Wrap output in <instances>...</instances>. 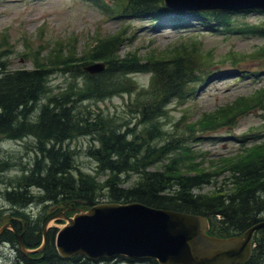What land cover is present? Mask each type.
Returning <instances> with one entry per match:
<instances>
[{
	"label": "trees",
	"instance_id": "1",
	"mask_svg": "<svg viewBox=\"0 0 264 264\" xmlns=\"http://www.w3.org/2000/svg\"><path fill=\"white\" fill-rule=\"evenodd\" d=\"M162 1L112 0V6L106 8L105 13L117 18L143 17L154 22L170 14ZM173 15L177 17L176 21L181 16L179 13ZM173 15L169 16L171 21ZM202 17L206 23L213 22L212 29L223 28L239 35L252 34L264 38L263 25H235L230 15L222 13L202 14ZM126 30L127 26L117 35L98 38L80 57L70 49L62 51L61 46L51 52V58L47 60L53 68L62 67L71 72L70 77L80 79L78 84L69 83L57 93L50 88L48 80L53 68H46L44 62L32 57L35 62L32 70L10 71L3 60L9 50H0V137L13 140L32 138L36 156L28 175L17 179L20 182L18 189L7 192L6 196L15 202L16 209L31 202L29 191L32 187L43 192L46 201L66 207L68 211L78 205L91 208L104 197L109 203L136 202L154 209L205 217L209 223L208 235L217 238L242 235L264 221V140L250 148H240L239 153L231 157L217 160L211 174L205 172L201 164L193 162L195 159L190 160L191 146L181 145V137H175L178 133L165 138V144L159 148L152 145L154 140L164 139L165 133L158 120L165 116L166 104L171 99L181 100L192 95L196 89L193 85L200 81L199 75L205 74L214 64L211 51L206 53L200 49L201 43L192 36L170 46L166 52H153L145 58H140L136 51L121 55L119 46ZM2 40L8 42L5 36ZM93 63L103 64L104 70L96 74L85 72L86 65ZM134 73L152 74L149 88L143 92L145 96H141L142 89L137 90L135 82L128 79V75ZM122 94L133 96V103L127 107L137 112L144 124L137 135L131 133L132 138L127 135L131 130L120 132L123 118L106 115L99 108L98 111L93 108L107 97ZM258 99H241L242 106L232 105L204 115L198 123L185 128L192 132L215 130L232 120L236 113L242 114L252 108ZM88 101L93 104L85 105ZM79 135L91 136V141L97 143L86 150L97 164L93 176L74 165L72 157L63 148L65 143ZM252 135V141L260 138ZM190 137L196 139L195 134ZM171 153L176 157L172 159ZM162 161L165 164L159 169L150 170ZM189 171L193 172L192 176H186ZM219 173L229 174L227 179L231 188L228 191L224 192L220 186L218 192L194 193V189L203 184L211 185ZM101 175L105 178L100 182ZM124 175H136V179L126 187L121 180ZM216 184L217 181L213 185ZM102 190L106 191L104 195L100 194ZM21 212L24 227H19L13 220L10 222L21 235L25 248L35 250L42 244L41 225L38 222L34 225L30 220L32 217L24 210ZM56 233L54 228L48 231L43 252L35 253L40 258L38 263H34L37 260L34 256L20 252L12 230L6 229L0 241L14 244L12 247L21 259L20 264L94 263L79 255L61 258L55 247ZM253 241L255 248L250 259L241 264H264V228L254 233ZM117 260L131 262L123 257ZM148 262L157 264L153 260Z\"/></svg>",
	"mask_w": 264,
	"mask_h": 264
},
{
	"label": "rangeland",
	"instance_id": "2",
	"mask_svg": "<svg viewBox=\"0 0 264 264\" xmlns=\"http://www.w3.org/2000/svg\"><path fill=\"white\" fill-rule=\"evenodd\" d=\"M103 1L108 2L109 0ZM237 19L247 24L262 23L264 22V15L255 12L241 13L237 15ZM196 22L195 17L187 14L185 16L186 27L176 29L170 27L173 23L165 24V21L153 25L148 20L120 21L117 18L111 19L103 14L99 5L82 0H0V50H9L3 60H5V64L10 71L32 70L35 64L32 57H37L38 61L46 64V68L52 69L53 66L47 58H51L49 54L55 50L53 48L57 43L60 44L62 51L70 49L76 52L77 57H80L86 51V44L95 43V40L98 39H95L96 36L111 37L117 35L120 29L129 24L130 28L125 35L127 34L130 40L123 38L121 41L119 46L121 55L136 51L140 58H145L153 52H166L170 46L180 44L182 40L191 35L196 37L197 43H201L200 46L204 48L206 53L213 52L212 58L219 60L220 56H227L228 52L234 53V60L239 59L237 65L233 67L228 61L225 65L218 64L216 67H210V73L206 75L204 82L196 87V91H193V96L188 102L179 106L175 99L171 100L167 104L165 116L158 120L162 132L165 133L164 138L178 133L183 134L181 140L185 141L189 135V132L183 128L186 121L193 123L201 118L203 114L213 113L216 109L232 103L238 96H244L248 100H252V95L260 88L264 90V55H262V58L253 55L254 52L264 50V39L244 35H232L224 38L217 34L200 32ZM192 30L196 32L190 34L189 32ZM4 36L7 37L9 43L7 47L1 46ZM249 71L257 72L254 73L257 75L251 73L242 80L240 74H246ZM70 73L62 67L53 68L48 77L50 88H53L54 92L57 93L65 89L69 83L78 84L80 82L79 77H70ZM128 79H132L137 90L142 89L140 91L141 96H145L143 92L148 90L147 85L150 75L146 73L131 74L128 75ZM122 97L118 95L97 103L96 106L93 105L94 111H98L97 108H99L106 115L123 118L124 123H120V132L125 133L129 129L131 131L128 133L137 135L144 127V124L141 123L142 117L137 112L129 109L130 107H127V104L133 103V96L128 98L125 94ZM262 101L264 99L260 96V99L256 100L250 111L235 122L213 131L197 132V134H201L202 138L194 143L193 149L203 154L205 159L204 163L201 164V168L206 170L205 172L214 173L212 170L214 168L213 164L217 160L231 157L229 155L237 151L239 147L236 141L237 137L240 138L252 127L264 126V105ZM91 104H93L92 101L85 103V105ZM186 112L189 114L190 119H184L183 123L179 122L181 115L186 114ZM127 135L130 138L133 137L132 134ZM164 143L165 141H153V145H156V147H161ZM96 144V142L91 141V136H84L69 140L63 145V148L68 152L74 150L76 155L73 164L80 167L85 174L93 176L92 171L96 169L97 164L86 153V150ZM0 151V166L8 163L7 166L0 169V224H6L13 220L19 224V227H24L25 220L21 215V211L24 210L26 214L32 217L30 220H33L34 225L38 222V225L42 226L44 220L50 217L48 231L51 228L59 230L66 224V220L60 217L61 212H63V216L73 217L80 211L86 212L90 209L87 206L78 205L71 207V211H68L66 207L54 206L52 202L45 200V194L37 187L30 188L31 202L23 208L18 206L17 209L14 208L15 202L6 196V191L11 192L18 189L19 186L17 185H20V182L17 179L28 175V170L25 167L33 166L32 161L36 157L34 141L29 137L21 140H9L0 137ZM169 155L172 159L176 157L174 153ZM189 157L192 159L194 155L191 154ZM201 161L200 158L195 160V162H199L198 164ZM162 164H165V162L154 164L150 170H155L156 167L159 169ZM192 174L193 172L189 171L186 176H192ZM135 176H122L123 186H130L136 179ZM104 178L105 175H101L100 182ZM227 178H229V174L219 173L214 180L211 179L213 180L211 185L203 184L198 189H194V193L218 192L220 186L226 192L231 188ZM216 181L218 184L214 186L213 184ZM105 193V190L100 191L102 195ZM108 202V198L105 197L100 200V203ZM13 245L0 242V264H20L21 259L16 249L12 247ZM253 248H255V244ZM29 256H34V259H37L34 263H38L39 256L35 253H29ZM91 262H94L93 264H150L147 261L138 263L116 259Z\"/></svg>",
	"mask_w": 264,
	"mask_h": 264
},
{
	"label": "water",
	"instance_id": "3",
	"mask_svg": "<svg viewBox=\"0 0 264 264\" xmlns=\"http://www.w3.org/2000/svg\"><path fill=\"white\" fill-rule=\"evenodd\" d=\"M191 1L194 3L164 0L168 8L175 10L264 9V0ZM85 70L93 74L100 72L102 67L91 65ZM60 214L66 224L56 234L57 253L62 258L81 255L91 261L123 256L131 260L152 259L158 264L245 263L251 256L253 233L264 228L262 221L238 237H209L207 221L201 216L154 209L136 202L97 204L73 217ZM50 221L48 219L42 226V244L36 250H27L21 235L13 230L22 254L43 251ZM8 227L11 226H2L0 235Z\"/></svg>",
	"mask_w": 264,
	"mask_h": 264
},
{
	"label": "bare ground",
	"instance_id": "4",
	"mask_svg": "<svg viewBox=\"0 0 264 264\" xmlns=\"http://www.w3.org/2000/svg\"><path fill=\"white\" fill-rule=\"evenodd\" d=\"M84 136H86V135H79V136L76 137V139H77V138H80V137H84ZM68 155L72 157L71 160H72V162H73V161L75 160L74 157H75V155H76V152H75L74 150L69 151V152H68ZM74 167H75V166H74ZM13 207L16 208L15 206H13ZM4 225H9V226H11V227H14L10 221H9L8 223H6V224L4 223L2 226H4ZM11 227H10V228H11Z\"/></svg>",
	"mask_w": 264,
	"mask_h": 264
},
{
	"label": "flooded vegetation",
	"instance_id": "5",
	"mask_svg": "<svg viewBox=\"0 0 264 264\" xmlns=\"http://www.w3.org/2000/svg\"><path fill=\"white\" fill-rule=\"evenodd\" d=\"M34 166V165H33ZM33 166H26L25 168L27 169V170H29L30 168H32ZM6 192H10V191H6Z\"/></svg>",
	"mask_w": 264,
	"mask_h": 264
}]
</instances>
